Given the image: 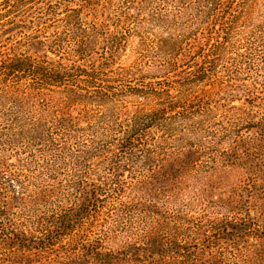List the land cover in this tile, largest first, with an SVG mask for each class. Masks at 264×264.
<instances>
[{
    "label": "trees",
    "instance_id": "1",
    "mask_svg": "<svg viewBox=\"0 0 264 264\" xmlns=\"http://www.w3.org/2000/svg\"><path fill=\"white\" fill-rule=\"evenodd\" d=\"M41 1L47 0L0 2V244L10 250L55 255L53 264H152L136 259V253L149 252L155 245L188 251L183 245L185 231L191 234L188 228L196 225L192 205L186 202L192 195L174 194L162 214L150 201L142 205L140 199L135 204L131 192L152 193L153 175L143 176L133 166L165 163L169 181L175 182L183 174L189 178V172L234 166V160L249 156L248 146L264 145V108L232 106L231 111L217 112L219 101H225L219 94L228 85L247 91L248 104L260 99L264 106L257 89L264 74V0H121L117 9L111 1L50 0L55 2L53 9L63 14L62 21L49 20L59 22L55 29L63 23L62 36L50 43L40 28L11 34L28 28L27 23L55 16L54 11L39 7ZM79 3L81 9L73 8ZM105 10L121 13L112 25L118 34L106 40L102 65L98 70L65 65L98 53L99 37L109 30L103 18H112L105 17ZM253 16L262 24L254 25L253 36L241 41L245 55L230 63L233 44L228 35L239 32L241 24L251 25ZM196 25H205L210 34L216 25L222 28L224 36H218L205 56L203 47L195 45L202 32ZM157 31L168 33L169 40L153 35L155 41L150 42L152 33L161 36ZM131 35L165 54L158 66L172 71L167 76L178 74L187 67L186 60L198 54L204 63L183 80H176L177 76L159 83L135 77L130 70H108L124 38ZM41 38L43 55L37 43ZM183 45L189 48L184 51ZM222 61L227 64L221 65V72L217 63ZM240 81L244 84L235 85ZM205 82L208 89L197 94L200 85L194 86ZM252 130L257 131L252 134ZM222 140L236 144L232 153L225 148L216 151ZM262 190L263 185L258 188ZM260 195L258 204L251 202L252 194L247 200L240 196L229 204L214 203L229 213L222 225L213 227L214 232L224 236L222 240L233 232L232 238L253 239L247 248L166 255L162 264H264V203H259L264 193ZM101 218L112 225H99ZM140 223L144 234L138 232ZM163 226L166 230H161ZM112 234L143 242L129 245L130 255L100 253L99 247ZM193 249L199 250L197 245Z\"/></svg>",
    "mask_w": 264,
    "mask_h": 264
},
{
    "label": "rangeland",
    "instance_id": "2",
    "mask_svg": "<svg viewBox=\"0 0 264 264\" xmlns=\"http://www.w3.org/2000/svg\"><path fill=\"white\" fill-rule=\"evenodd\" d=\"M4 0H0L2 2ZM101 1H111L114 5V9L120 8L121 6L120 1L121 0H101ZM43 4L39 5V7H43L46 10L54 11L55 16H46L45 19L36 21L34 25H29L28 28L18 29V31H13L11 34L14 33H26L32 32L33 29L40 28V31L44 33V36H47L49 38L48 41L50 43L54 40L55 36L61 35L63 32V23L58 26L57 29H55V26L59 24V22H55L54 24H50L53 19H64L63 14H58L57 9H53L54 7L51 5H55V2H50V0L47 1H41ZM79 4H73V8L81 9L82 6ZM86 9V8H85ZM84 9V10H85ZM88 10V9H87ZM121 10V9H120ZM120 10L113 11L112 10H105V17L111 15L112 18L108 21V19L103 18V22H105L109 26V30L106 33L104 31V34H102L99 37V43L96 51L98 53H92L91 57L87 58L88 60L81 61V59H71L72 61H65V65L67 66H73L76 67H84L88 68L87 70L92 69H99V66L102 65L103 59L101 58L103 56V49L107 46V38L113 34H118L119 30H117L114 25L116 22V19L120 16ZM118 12V13H115ZM131 14H136L135 11H130ZM60 15V16H59ZM255 19L253 20L251 25H245L241 24L242 28H240L239 32H234L233 35H228L230 40L232 41L233 45H230L229 49V60L231 59L230 63H232L233 60L239 59L240 56L245 55V44L241 43L243 40H247L252 33L255 31L253 29L254 25H260L262 24V20L259 19L256 16H253ZM5 20V18H2ZM4 21L2 24H6L8 22ZM19 20V19H18ZM244 20V19H243ZM242 20V21H243ZM26 23H22L21 25H25ZM48 25V26H47ZM51 25V26H50ZM205 25L200 26L196 25V29L202 30V32L197 37V42L195 43L196 46L203 47L205 56L206 53H208L212 48L216 45L215 40H217L218 36L223 37V33H221V27L219 25H216L214 27L216 29L218 35H215L214 32L210 34L208 31L205 30ZM8 31L10 32L11 27H7ZM185 32V30H183ZM8 32V33H9ZM160 33L161 36H158L155 32L152 33V35L149 38V41L151 40L154 42V37H162L163 41L169 40L170 35L168 33H162L161 31H157ZM170 34L176 32L169 31ZM7 34V33H6ZM108 34V35H107ZM62 36V35H61ZM118 36V35H117ZM253 36V35H252ZM120 38V36H118ZM7 38V37H5ZM63 37L61 40H64ZM43 41V38L38 40V45L41 44ZM124 43L122 42L120 50L117 51V57L113 64H111L108 68L110 71H132L135 77L144 78L147 82L152 83H159L164 82L166 79L173 80L175 78L176 80H183L186 73L189 71H192L193 73L197 69V66L202 65L203 58L202 54H198L196 58L193 59H187L186 62L187 67L183 68L178 72L176 75L167 76L168 72H172L169 70L161 69L158 66V61L163 59L165 54L161 52V50H154L153 47L147 46V44H143V42L140 40L139 37L135 35L128 36L124 38ZM194 40H192L193 43ZM248 43V42H246ZM158 43H156L157 45ZM189 44L191 45V41H189ZM194 45V43H193ZM40 46V55H43L46 51L42 45ZM116 47V45H115ZM189 48V45L184 46V51ZM159 49V48H158ZM264 50V48H263ZM198 52V51H196ZM220 52V51H219ZM157 54V55H156ZM194 55V51H192V56ZM158 56V57H157ZM227 55L223 57H228ZM160 57V59H159ZM181 54L177 56V58L180 59V62L182 61ZM53 58V57H52ZM169 58V57H168ZM212 58V57H211ZM54 60H57V58H53ZM209 59L208 55L205 57V61L207 62ZM255 62V61H254ZM257 63V61L255 62ZM227 64L226 61L218 62L217 67H219L218 71H221V65ZM249 68V67H247ZM191 69V70H190ZM223 71V70H222ZM221 71V72H222ZM221 75V74H219ZM259 85L257 86L259 97H264V74L263 76L258 78ZM246 82V83H251ZM245 83V84H246ZM207 83L205 84L198 83L194 86H199L196 88V93L200 94L202 90L208 89ZM244 83L242 81L235 82V85H243ZM251 90V89H250ZM253 90V89H252ZM249 94L247 91H244V89H235L230 88V86H226L222 89V91L219 94V97L222 99H225V101H219L218 103V111L217 112H227L231 111L232 106L236 107H242L243 109L252 108L254 111L255 108L261 107L264 108L263 102L259 99H255L251 102V105L246 102V97H248ZM234 101L233 103L231 102ZM250 100V99H249ZM249 109V110H250ZM231 113V112H230ZM257 130H252V134L255 133ZM207 142V141H206ZM216 151L220 152L223 151V149H227L230 153L233 152L234 147H236V144H233L232 141L222 140L221 145H216ZM219 150V151H218ZM247 150H250V154L247 157H242L241 159L234 160V166H229L226 168L218 167L215 170H210L208 173H201L196 174L194 172H189L186 175H190L189 178L185 179V175H180L178 177V180L173 182L169 181V174L167 173V164L162 163L160 165H149L144 163L146 166H133L137 171H142V173H145L143 176L151 177L153 175V191L152 193H147L142 190H135L134 192H131L130 194V200L134 201L136 204L138 200L142 199L140 202L142 205H148L149 201L154 203L157 206L158 213L162 214L165 213L163 211V205H166V203L170 202V197H172L174 194H179L180 196L186 194L187 192L191 194L192 196H188V200L186 199V202H189L191 204L192 208L195 212L194 223L196 225H191L190 228H188L192 233L190 234L187 231H185L186 235L183 239V245L185 248H188V251H183L181 249H170V247H161L158 245H155L157 247L149 249V252L139 251L136 253V259H140L142 262L145 263H152V264H162V261H164V256L166 255H202L201 250L204 251V255H208L209 252H218L220 247L225 248V253L233 248L240 249L247 248V246L251 243H254L253 239L251 238H244L243 240L232 238L233 235H236V232H233V234L230 236H227L225 240H222L221 238L224 236H219L218 232H214L213 227L215 225H222L224 222L225 217L229 216V213L226 210H222L219 208V205L217 203L214 205L215 202L218 200L221 201V205L229 204L233 199H240V196L244 197V200H247V196L252 194L253 199L251 200L252 203L257 202V198L260 195V193H264V145L257 146V145H250L247 147ZM151 166V167H150ZM152 169V170H151ZM139 175V173L137 174ZM126 179L129 176V174L126 172L123 175ZM141 177V176H139ZM168 178V179H167ZM261 179V180H260ZM255 180L254 188H257L256 190L253 189L252 181ZM250 182V183H249ZM263 185V190L258 191V188ZM134 196L136 197L134 199ZM195 196V197H194ZM263 197V195H260ZM195 198L194 201L191 198ZM181 199V198H180ZM241 200V199H240ZM169 201V202H168ZM210 204V202H212ZM219 202V201H218ZM223 203V204H222ZM259 203H264L263 201H259ZM243 204V203H241ZM141 208V207H140ZM227 209H230V206H227ZM233 211V210H232ZM233 213V212H232ZM230 214V216L232 215ZM104 218L100 219L99 225L110 227L112 223L110 221L105 222ZM109 220V219H108ZM198 222V223H197ZM200 222V223H199ZM198 224V225H197ZM97 226V225H96ZM224 227H226L224 225ZM228 228V227H227ZM228 230V233H231V231ZM143 229L142 224L140 223L138 232L141 234H144V232H141ZM156 229H159L156 227ZM169 229V228H168ZM95 230V229H94ZM161 230H166V227L163 226ZM153 232H156L154 230ZM213 236H216L217 239H213ZM219 236V237H218ZM206 237V238H205ZM208 239L210 240L209 243L204 244V240ZM92 241V239H91ZM134 242L141 244L143 241L140 240V238H136L133 241L128 240L127 235L123 234H112L104 244H102L99 248L100 253L105 254L106 251H112L114 254L118 255L120 252L124 253L125 255H130L128 253L129 245H132ZM159 242V241H158ZM197 245L199 250L193 249V246ZM206 246L204 247L202 246ZM8 248V249H7ZM207 248H209L207 250ZM164 249V250H163ZM201 249V250H200ZM12 251V252H11ZM44 256V258H43ZM55 255H37V252L32 251H18V249L10 250V248L6 245L0 244V264H37L38 262H41V264H44V259L47 264H53V260H55ZM43 259V260H42ZM89 261L93 262L91 259Z\"/></svg>",
    "mask_w": 264,
    "mask_h": 264
}]
</instances>
